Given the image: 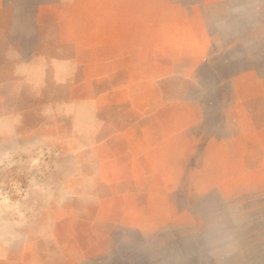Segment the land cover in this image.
<instances>
[{
    "label": "rangeland",
    "instance_id": "1",
    "mask_svg": "<svg viewBox=\"0 0 264 264\" xmlns=\"http://www.w3.org/2000/svg\"><path fill=\"white\" fill-rule=\"evenodd\" d=\"M0 264H264V0H0Z\"/></svg>",
    "mask_w": 264,
    "mask_h": 264
}]
</instances>
